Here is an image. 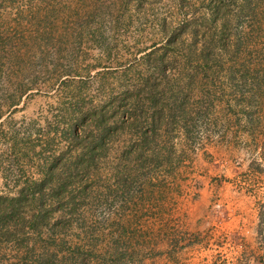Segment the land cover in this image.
Returning a JSON list of instances; mask_svg holds the SVG:
<instances>
[{
	"label": "rangeland",
	"instance_id": "374dc122",
	"mask_svg": "<svg viewBox=\"0 0 264 264\" xmlns=\"http://www.w3.org/2000/svg\"><path fill=\"white\" fill-rule=\"evenodd\" d=\"M0 264H264V0H0Z\"/></svg>",
	"mask_w": 264,
	"mask_h": 264
},
{
	"label": "trees",
	"instance_id": "16d2710c",
	"mask_svg": "<svg viewBox=\"0 0 264 264\" xmlns=\"http://www.w3.org/2000/svg\"><path fill=\"white\" fill-rule=\"evenodd\" d=\"M72 136H73V138H74V140L75 141H80L82 138H84V137H86V133H84V134H81V133H78L76 130H75V132L72 134ZM89 148V154H91V153H93V148L92 147H85V148H83V150L84 151H86L87 149ZM87 152V153H88ZM86 153V154H87ZM93 160V159H92ZM7 211L5 210V213H6Z\"/></svg>",
	"mask_w": 264,
	"mask_h": 264
}]
</instances>
